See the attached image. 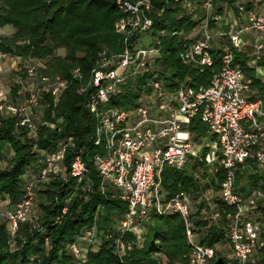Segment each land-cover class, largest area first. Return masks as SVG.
I'll use <instances>...</instances> for the list:
<instances>
[{
  "label": "trees",
  "instance_id": "1",
  "mask_svg": "<svg viewBox=\"0 0 264 264\" xmlns=\"http://www.w3.org/2000/svg\"><path fill=\"white\" fill-rule=\"evenodd\" d=\"M189 1L192 12H188L179 1L152 0L155 9H162L161 15L153 20L149 32L151 41L148 45L156 47L158 57L150 72H137L118 84L115 94L109 99V106L128 110L143 103L153 111L180 83L193 89L205 88L209 84L211 75L219 69L218 57L226 44V38L213 40L210 51L212 66L200 72L197 67L180 62L178 53L181 42L169 36L171 32L177 31L187 35L198 25V20L193 16L198 15L200 0ZM234 1L214 0V11L219 12L221 4L226 2L236 13ZM238 1L247 9L260 3V0ZM114 2L0 0V29H11L8 36H0L1 69L3 63L9 61L4 57H12L13 64L22 70L16 73L21 82L13 81L4 89L9 101L16 104L23 99L21 84L24 86L27 83L23 78L27 58L38 63L43 74L58 75L66 82V88L57 100L53 101L47 95L40 96L42 113L39 121L34 123L32 137L27 136V130L17 127L13 118L0 116V161L6 159L7 150L11 152L7 160L9 167L0 170V211L9 209L19 200L24 183L38 169L39 156L32 151V146L50 153L57 144L72 137V143L62 158L64 180L49 179L36 193L38 216L18 223L12 238L5 230L7 222L0 217V264H74L76 260L68 252V245L72 243L84 250L85 261L82 264H160L158 255H162L168 264H187L188 246L179 215L171 212L164 215L150 214L138 226L139 240L132 231L121 232L118 222L125 212V203L118 198L115 189L101 182L92 165L91 158L97 149L89 141L94 120L85 107L90 93L87 83L102 48L111 53L121 50V38L114 33L113 24L122 14ZM219 26L224 33H230L226 29L227 23L220 22ZM59 50L62 51L61 56L55 54ZM244 60L242 55L233 52L234 64L241 67L251 86L264 93L263 86L253 77L252 71L244 66ZM257 63L264 65V58ZM75 68L78 69V77L72 75ZM11 71L15 76V71ZM153 80L159 82V92L152 90L150 82ZM47 124L53 125V128L47 127ZM185 129L194 139L207 137L205 126L198 117L189 119ZM76 153L88 168L86 177L77 183L66 175L68 162ZM201 153L203 156L206 150ZM188 169L189 165L186 164L181 170L162 169L160 179L164 196L170 197L178 192L189 195L193 207L189 210L191 231L201 235L198 243L215 248L211 263L235 264L224 256L225 215L232 214L233 209L219 200L218 190L223 171L216 168L213 172L214 179L210 187L214 193L207 204L198 200L200 184L194 177V171L190 168L191 173H188ZM233 190L240 196H247L252 190L264 193L263 177L252 158L237 165ZM3 194L8 197L7 200H4ZM63 207L65 213L61 214L60 209ZM254 207L253 212L264 218V199L255 200ZM214 210L220 213L216 223L209 219V214ZM57 216L60 221L55 223L54 218ZM92 231L95 233L91 239L93 243L79 240ZM259 233L263 237L264 229ZM115 238L124 244L122 254H117L113 247ZM10 239L15 247L12 253L5 249ZM255 264H264V254H259Z\"/></svg>",
  "mask_w": 264,
  "mask_h": 264
},
{
  "label": "built area",
  "instance_id": "2",
  "mask_svg": "<svg viewBox=\"0 0 264 264\" xmlns=\"http://www.w3.org/2000/svg\"><path fill=\"white\" fill-rule=\"evenodd\" d=\"M171 1L181 2L188 12H192L189 0ZM213 1H199L198 15L193 16L198 25L189 34L177 31L169 36L181 42L180 62L197 67L200 72L212 66L210 51L213 40L225 37L226 44L218 57L219 69L211 75L205 88L193 89L180 83L158 108L150 111L149 106L143 103L121 110L109 106L108 102L115 94L116 86L127 76L152 70L158 51L154 46L141 44L140 37L150 32L153 20L161 15L162 9H155L152 0H115V7L122 16L114 22L113 30L121 38V50L111 53L102 48L87 83L90 93L85 107L94 120L89 141L97 149L91 160L101 182L115 189L118 198L125 203V212L118 222L121 232L132 231L139 240L138 226L150 214H178L184 224L188 246L187 264H212L215 248L191 240L188 195L178 192L170 197L160 196L163 192L162 169L181 170L187 157L193 155L190 134L185 128L189 119L198 117L208 136L213 138L210 160L223 171L219 200L233 209L232 214L225 215V248L235 264H255L259 254H264V236L259 233L260 226L248 218L245 211L254 209L255 200L264 199V193L252 190L242 197L233 190V185L237 165L249 158L253 159L264 180V98L243 96V71L234 64L233 52L238 46L240 33L248 30L257 34L255 53L263 48L264 0L249 9L235 0L233 7L236 13L226 2L221 4L219 12H215ZM229 15L235 20L236 17L241 18L243 26L224 33L219 23L225 24ZM1 59L0 54V72ZM11 68L15 74L22 72L14 64ZM72 75L78 77L77 68L73 69ZM14 77L15 81L21 82L19 75ZM23 78L27 82L24 86L21 84L23 99L16 104L9 101L7 92L0 86V116L13 118L15 125L27 130V136L32 137L33 115L40 107V96L47 95L53 101L57 100L66 88V82L58 75L43 74L38 63L30 58L26 59ZM262 78L264 85V74ZM150 86L154 92H159L158 81H151ZM47 127L53 128V125L48 124ZM71 143L72 137H67L50 153L32 146V151L39 156L38 169L24 183L19 200L9 209L0 211V217L7 222L10 238L14 236L17 224L27 221L34 189L49 179L64 180L62 158ZM87 174L88 168L80 155L74 154L67 165V177L77 183ZM64 213L63 207L61 214ZM209 219L218 222L220 213L212 211ZM59 221L58 216L54 218L55 223ZM113 247L117 254L124 251L119 238L113 240ZM68 252L76 260L74 264L85 261L84 250L76 244H69Z\"/></svg>",
  "mask_w": 264,
  "mask_h": 264
},
{
  "label": "rangeland",
  "instance_id": "3",
  "mask_svg": "<svg viewBox=\"0 0 264 264\" xmlns=\"http://www.w3.org/2000/svg\"><path fill=\"white\" fill-rule=\"evenodd\" d=\"M10 33H11V29L9 27L1 28L0 29V36H2V37L8 36ZM141 39H142V43L141 44H143V45H148L150 43V41H151L150 40V37H149V33H147L145 35H142L140 37V41H141ZM55 54L58 55V56H61L62 55V51L59 50ZM4 58L6 60L8 59L9 61H6L5 63H3V66L4 67H2L3 69L0 72V86H3V89H5V87H7V86L9 87L13 83V81H15V78H14V76L12 74V71H11L12 70L11 69V65L13 64L14 59L12 57L11 58L10 57H4ZM41 113H42L41 107H38L36 109V111L34 112V115H33V121H34V123H37L39 121V118H40ZM207 142H208V137L203 138V139L199 140L198 142H197V140H195V141L192 142L193 143V150L194 151H198V152L201 151L202 152V150L203 151L206 150V153H204L203 156H201L202 153L200 152L201 153L200 154L201 157H199L198 166H192V168L190 169L191 171H194L193 172L194 177L197 179V181L199 182L200 186L204 182V180H206L205 178H208V180H210L209 177H210L211 173H210L209 169L211 168V166L214 165V162L210 160V151H208V148L207 147L202 148V146H201V145L206 144ZM10 157H11V152L7 150V152H6V159H3L2 161H0V170L9 167L7 160ZM195 163L197 164V162H195ZM42 185L43 184H41L40 187L37 186L38 188L36 187L34 189V198L32 200V204H31L30 211H29L30 213L28 214L27 220H30L31 218H35L39 214V211L36 208V203L38 201V198H37L38 196H37L36 193L41 190L40 188L42 187ZM211 190H212V188H211ZM213 193H214V191H212V194ZM164 194L165 193L163 191L160 194V196L163 197ZM203 194H204V196H206V195L209 196L208 190H203ZM3 196L5 197L4 200H7L8 197H6L5 194H3ZM4 202H7V201H4ZM190 208H193L191 203H190ZM61 209H60V213H61ZM251 210L252 209L248 210V213H247L249 215L248 217L253 222H257L258 221V223H259L258 225L260 226V230H261V228L264 229V221L258 220V217H257L258 214H256V212H253L254 209H253V211H251ZM189 222H190V224H189L190 225V228H192V223H191V221H189ZM7 228H8V226L6 224L5 230L8 233ZM93 235H95V233L93 231H92V233H88V235H84L83 238H82L83 242L91 241V243H93V241L91 240L92 238H94ZM199 237H201V235L192 234L191 235L192 242L193 243H197L199 241L198 240ZM7 247L8 248H5V249L7 251H9V253H12L13 250L15 249L14 243H13L12 239H10L8 241V246ZM224 256L226 258L231 259L230 252L227 249H225V255ZM157 258H158V261H160V264H168L167 260L162 255H158ZM173 264H176V263H173Z\"/></svg>",
  "mask_w": 264,
  "mask_h": 264
},
{
  "label": "crops",
  "instance_id": "4",
  "mask_svg": "<svg viewBox=\"0 0 264 264\" xmlns=\"http://www.w3.org/2000/svg\"><path fill=\"white\" fill-rule=\"evenodd\" d=\"M236 18H237V20H235L231 15H229V17L226 18V21H227V22H225V24L227 23L226 29L229 30V32H232L237 27L240 28L243 26V20L241 18H238V17H236ZM257 40H258L257 34L253 30H248V31H244V32L240 33L239 43H238L237 48L235 49V52L242 55L243 58H245L244 61L246 62V64L244 66L247 69L252 71L253 77L259 82L260 86H263V89H264V85H263V81H262L263 80L262 76L264 74V65H258V63H257L261 59L264 58V45H263V48L261 50H259V52L256 54L255 53V46L257 44ZM249 81L250 80L243 73V84H244V90L242 93L243 96H245L247 98H264V93H261L257 87L251 86ZM263 92H264V90H263ZM263 110H264V104H263ZM207 137H208V142L204 145H201V146H202V148L207 147L208 151H211L212 149H214L213 145H212L213 140L211 137L208 136V134H207ZM204 138H206V137H204ZM190 139L192 142L195 140H197V142H198L199 140H201L203 138L194 139V137L190 134ZM191 152L193 155L188 156L187 162H186V165H189V169L192 168V166H198L199 157H201L200 156L201 151L198 152V151L193 150V143H192ZM216 152H217V150H216ZM195 162H197V164ZM216 168L217 167H216V164L214 162V165L211 166V168L209 169V171L211 173V175L209 177L210 180H208V178H205L206 180H204V182L200 186V194H199L200 197L198 198L199 201H205L208 204V202H209L208 200L210 199V197H212L213 194H212V190L210 187V182L213 181V179H214L213 178V172ZM189 169L187 172L191 173L189 171ZM242 169H244V168H242ZM244 170H246V169H244ZM203 190H208L209 196H207V195L204 196ZM245 196L246 195H243L242 197H245ZM189 207H190V205H189ZM251 211H253V209ZM247 213L248 212L245 211V215ZM256 214H258V213H256ZM248 216L249 215H247V217ZM257 217H258V220L262 221V217H260L259 214L257 215ZM254 223L256 225L259 224L258 221L254 222Z\"/></svg>",
  "mask_w": 264,
  "mask_h": 264
}]
</instances>
